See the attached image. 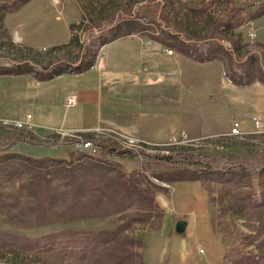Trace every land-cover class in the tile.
<instances>
[{
	"label": "rangeland",
	"instance_id": "1",
	"mask_svg": "<svg viewBox=\"0 0 264 264\" xmlns=\"http://www.w3.org/2000/svg\"><path fill=\"white\" fill-rule=\"evenodd\" d=\"M263 3L0 0V68L25 62L40 68L77 64L89 50L88 39L100 36L94 41L98 47H90L95 64L103 57L106 74L113 68L119 77H134L139 75L142 54L138 41L129 37L159 35L160 20L173 33L200 43L198 56L217 60H188L197 66L187 73L204 83V92L208 86L217 89L210 104L217 129L224 131L238 122L249 133L255 131L242 133V138L225 137L221 142L224 138L212 137L180 146L168 145L175 136L162 145L136 139L129 144V137L112 131H51L64 111L56 97L71 91L73 82L1 75L0 235L6 237L0 236V264H209L217 243L213 232L224 246L219 264H264V133H257L253 122L255 116L264 122V85L256 79L264 78V16L254 17ZM133 14L136 18L131 19ZM238 23L243 26L232 31L229 26ZM102 38L113 39L99 44ZM228 74L252 81L238 85ZM28 113L35 115L32 124L39 131L15 127ZM185 125L192 126L191 121ZM87 141H93L98 154L82 150L81 143ZM183 148L229 160L200 176L209 196L213 232L200 189L176 183L184 167L162 158ZM110 149L143 154L140 159H104ZM187 196L190 203L184 201ZM180 210L196 211L199 246L205 254L192 240L181 238L186 227L174 229ZM98 232L113 236L97 248L84 237ZM175 232L177 237L172 236ZM57 234H62L53 244L57 249L40 251L46 237ZM28 239H39V248ZM87 244L91 245L85 250Z\"/></svg>",
	"mask_w": 264,
	"mask_h": 264
},
{
	"label": "crops",
	"instance_id": "2",
	"mask_svg": "<svg viewBox=\"0 0 264 264\" xmlns=\"http://www.w3.org/2000/svg\"><path fill=\"white\" fill-rule=\"evenodd\" d=\"M129 38L138 41L137 47L142 54L139 75L119 77L113 68L110 69L109 74H106L107 60L99 57V62L90 70L79 74L66 73L53 79L57 80L56 82L66 79L68 83L73 82L75 87L56 97V101L62 103L64 111L59 126L51 131L62 133L112 131L117 135L157 145L167 144L173 136L181 133H186L190 140L198 141L220 137L224 138L222 142L227 140L225 137H232L230 134L233 124L227 130L221 131L217 129V122L214 121L216 114L211 107L214 105L210 104L215 98L212 91L217 89L207 85L209 88L204 92L202 81L188 77L189 67L197 66L189 63L188 60H193L192 58L183 56L177 48L154 42L146 37L131 36ZM168 47L171 48L169 50H173V55L167 54ZM193 61L202 64L217 60ZM256 79L260 81L259 78ZM37 86L41 87L39 83ZM71 96L77 97V104L74 106L67 105V99ZM34 119L35 115H32L31 123ZM187 120L191 121L192 126L185 125ZM242 128L240 124V131L244 135L255 133V131L249 133L246 127H244L245 130ZM34 129L39 131L36 126ZM183 183L200 189L199 196L204 205V215L207 220L209 219V229L213 232L210 216L212 209L204 185L200 181ZM188 199L192 200L190 196H187L184 201L189 202ZM196 202L198 205L199 200L197 199ZM189 205L192 207L191 204ZM193 206L197 210L195 204ZM195 212L180 210L174 217L173 227L176 229L179 222H185L186 228L181 238L192 240L195 248L199 249L201 247L199 246L198 217ZM212 234L214 238H217L215 239L217 243H214L215 254L210 258L209 264H219L224 253V246L214 232ZM172 236L177 237V233L175 232Z\"/></svg>",
	"mask_w": 264,
	"mask_h": 264
},
{
	"label": "trees",
	"instance_id": "3",
	"mask_svg": "<svg viewBox=\"0 0 264 264\" xmlns=\"http://www.w3.org/2000/svg\"><path fill=\"white\" fill-rule=\"evenodd\" d=\"M264 15V3L261 4L259 7L256 8V11L254 13V17L256 18H260ZM131 19L136 18L135 15L133 14V16L130 17ZM157 25L159 26V28L161 29V33L159 35H152L150 36V39L154 42H158V43H164V44H168L170 47L172 48H177V50L185 57H189L192 58L193 60H197V61H209L212 60V58H208V57H200L198 56L197 53V49L201 48L200 43H193L190 42L186 39H184L181 35L179 34H175L171 31L170 28L165 27L164 22L157 20ZM242 23H238V24H234V25H230V29L232 31H235L237 29H240L242 27ZM164 34V37H160ZM98 39H100L99 37H94V40H90L88 39V47L89 50L86 48V53H83V57L81 58V60L77 63V64H73V63H60V64H55L50 66L49 68H40L36 65L30 64L28 62L25 63H14L13 65H11L10 67H4V68H0V76L1 75H7V76H19V75H24V74H32L36 77H40L43 80H52L53 78L62 75V74H66V73H71V74H79V73H83L87 70H90L92 67L95 66L96 63V57L94 56L92 50H90V47H92L93 45H95L96 47H98L94 41H97ZM113 39V38H112ZM112 39H101L99 44H105V42H109ZM85 48V46H84ZM85 51V50H84ZM83 51V52H84ZM230 52V50H229ZM232 53V51H231ZM90 54V55H89ZM228 77L231 78V80L238 85H246V84H250L251 81L250 80H238L237 78H235V76L233 75H229ZM260 82H262L264 84V78L260 79ZM107 150V149H105ZM109 154V155H108ZM142 152L141 151H132V150H125V151H116L113 149H110L109 153L105 152V158H114V159H127V158H132V159H140L142 156ZM163 160H165L168 163H173V164H182V166L184 167V169L181 171V173H179L178 178L175 179V182H185V181H201V175L202 172H209L212 171L215 168V165L218 162H222L225 164L229 163L228 159L225 158H216V157H210V156H206L203 155L201 153H198L197 151H194L192 149H181L178 151H174V152H170L168 153V155H165L162 157ZM220 162V163H221ZM161 179V178H160ZM163 180V179H161ZM164 181V180H163ZM135 193L137 195H139L141 193L140 190L135 189ZM0 236H5L6 235H0ZM73 236V235H72ZM111 236H113L112 233H107V232H98V233H93V234H87L86 237L89 239L91 242V244L94 243L95 246L100 247L103 244L108 243L109 241H111L109 238H111ZM62 237V234H57V235H52L49 237H46L47 242L45 243V245H43L42 247H40V251H53L56 250L57 247H54L55 242ZM44 241V240H43ZM28 242H31L33 244H35V249L39 248L36 246H40L41 241L39 239H35V240H30L28 239ZM67 243V242H66ZM91 244H87V246L85 247V250H87L86 248L89 247ZM48 249V250H47ZM70 252V251H69Z\"/></svg>",
	"mask_w": 264,
	"mask_h": 264
},
{
	"label": "built area",
	"instance_id": "4",
	"mask_svg": "<svg viewBox=\"0 0 264 264\" xmlns=\"http://www.w3.org/2000/svg\"><path fill=\"white\" fill-rule=\"evenodd\" d=\"M249 36L254 37V31H250L249 32ZM168 55H173L174 52L173 50H168L167 51ZM38 85V83H37ZM77 104V97L76 96H71L67 99V105L69 106H74ZM32 120V115H27L25 121H19L16 122L15 127L18 129H24V130H33L34 126L31 123ZM253 122L256 128L257 133H264V124L263 122L258 119V118H253ZM115 134V133H114ZM231 136H235V137H241L242 138V133L240 131V124L238 122H234L233 126L231 128ZM129 144H135V140L133 138H129L127 139ZM197 141H192L188 138V135L186 133H181L178 136L173 137V139L171 140L170 144L171 146H180V145H193V143H195ZM82 145V150L84 151H88L89 153L95 155L98 154V148L97 146L93 143V141H87V142H83L81 143ZM199 253L200 254H204V250L199 248Z\"/></svg>",
	"mask_w": 264,
	"mask_h": 264
},
{
	"label": "water",
	"instance_id": "5",
	"mask_svg": "<svg viewBox=\"0 0 264 264\" xmlns=\"http://www.w3.org/2000/svg\"><path fill=\"white\" fill-rule=\"evenodd\" d=\"M185 226H186L185 222H179V223L177 224V228H176V230H177L178 232H180V231H182V230L185 228Z\"/></svg>",
	"mask_w": 264,
	"mask_h": 264
}]
</instances>
